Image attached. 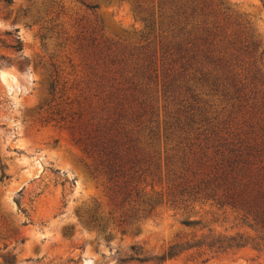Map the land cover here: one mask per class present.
<instances>
[{"label":"rangeland","instance_id":"1","mask_svg":"<svg viewBox=\"0 0 264 264\" xmlns=\"http://www.w3.org/2000/svg\"><path fill=\"white\" fill-rule=\"evenodd\" d=\"M162 1L12 0L0 6V264H264V4L208 0L206 16L187 27L198 25L197 38L207 29L216 35L204 48L197 40L189 45L191 74L213 75L231 54L230 66L241 74L242 92L227 103L220 92L196 89L204 118L228 123L226 130L218 127L220 151H232L240 172L229 195L221 190L207 200L175 195L166 178V159L192 150L193 171L203 148L202 174L213 165L214 149L203 129L194 144L170 135L189 72L180 78L181 65H188L162 56L184 54L175 52L180 40L171 41ZM90 4L98 8L89 11ZM236 32L240 45L225 49L228 41L235 44ZM15 36L21 52L10 48ZM245 44L254 49L241 59L234 50ZM54 81V104L76 114L71 125L46 120ZM112 131L139 143V159L153 156L136 167L135 204L124 190L92 176L94 162L83 152L86 138ZM218 239L236 242L208 247ZM175 246L179 253L162 260Z\"/></svg>","mask_w":264,"mask_h":264},{"label":"trees","instance_id":"2","mask_svg":"<svg viewBox=\"0 0 264 264\" xmlns=\"http://www.w3.org/2000/svg\"><path fill=\"white\" fill-rule=\"evenodd\" d=\"M260 1L264 4V0ZM207 2L208 0H163L160 5V11L163 10L162 13L165 17L162 19L166 22L165 27L167 29V32L169 34L171 33V41L173 39L180 40L178 48H175V52L178 51V53H184L162 54V56H168L171 60L172 58L175 59V61L171 62L181 61L188 65V69L186 70L184 69V65H181L179 75L180 78L181 76L184 77L187 71L189 72V79L183 86L185 90L181 97L182 100L179 102L180 108L177 110L173 118V125L170 129V135L174 136L177 134V139L179 141L181 140V137L184 136L185 138L182 139L183 142L187 141L188 144L189 142L194 144L195 141L198 142L199 137L202 135H197V132H200V130L203 129L207 134V137L205 136L206 145L210 142V147L214 149V151L212 152V156L210 157V159H208L213 163V165L210 168L208 167V170L202 174L201 171H203L204 164L203 159H206L204 152L205 150L203 148H198L199 152L197 155L199 157L194 160V165L197 166L196 168H193V171L189 168V164L191 165L193 160H188L187 158V155L189 159L191 158L192 150L190 149L188 150H190L191 153L185 154L184 152H182V154H180L178 158H171V162L169 161V159H166L165 169L167 182L171 184L172 189L175 191V195L180 194L182 196L187 194L194 199H196L197 196L201 195L203 196V199L209 200L216 195V192H220L221 190H225L229 195L231 187L233 186V181H235L234 176L236 174L235 177H239L238 173L240 172L238 170L237 173L235 172L237 162L229 157V155L232 154V151L226 150V154L220 151V149L224 148L225 145L224 143H220L221 138L219 136V132L226 130L228 123H221L220 125L218 124V122H216L217 118L214 116H212V118L210 119L204 118L205 115L202 114V109L198 107L200 99L195 94L196 89L198 86L202 89H204V87L207 90L210 89L209 93L211 94V96H215L220 92V95L222 97L221 103H227L231 100H234L236 96L242 91L239 89V85L241 83V74L235 73L232 70V66H230V62L234 63V60H232V54L230 56V59L225 61V63L223 62V66H221L218 71L214 72L215 74L213 75L212 72L203 73L201 71H195L194 74L190 73V69L193 66L192 64L195 59L194 57L188 58L190 55L189 53L192 52L189 45L193 44V42L197 40L201 42L200 47L204 48L210 36L216 38V35L214 33L211 34V31L208 29L203 30L202 38H197L196 30L198 28V25H194L190 31L187 30V27L190 25L191 21L196 20L198 16L202 14H205L206 16L208 11ZM11 4L12 0H0V6L2 9L7 8ZM85 8L89 11H94L98 7L97 5L90 4L86 5ZM210 14H213V12H211ZM213 26H215L213 29L216 32L219 27L216 24H214ZM222 29L223 28L220 29V34L218 37L221 36ZM6 35L10 36L11 34L6 33ZM240 35L241 33L238 36V32H236V34H233L231 37L236 38L235 44L234 42L231 43L230 40L226 43L227 45H225V49H228L229 46H237L238 44L240 45ZM10 48L16 52L22 51V42L18 36L14 37L13 44L12 46H10ZM251 48L254 49L253 46L245 44L237 50L238 52H236L235 50L234 52L238 53L240 58L242 59L245 56L252 55L248 54ZM198 52L200 53V56L204 58L205 54L201 50H199ZM115 61L116 60H112L111 63H114ZM206 62L209 65L212 63L210 57H206ZM119 63H122V61L118 60L117 64ZM230 93L232 94V96H230ZM47 95L49 97V100L45 103V106L48 107L45 112L48 114V119L46 118V120L62 125L73 124L75 121V118L73 116H75L76 114H64V112H61L57 108L58 104H54L56 95L55 81L48 86ZM229 117L230 113L228 115V119ZM218 127H220L221 131L218 130ZM193 133H196V136L194 138L192 137ZM151 135L152 133L150 132L149 136ZM118 136V132L114 133L112 131L111 133L102 135L97 134L92 138H86V144L83 148V152L94 162L90 174L94 177L105 178V180L109 184H112L115 188L124 190V194L127 196L126 198L134 199L132 202L135 204L140 200V193L135 189L134 183L140 182L141 179V176L134 177L135 174H137L136 167L142 162L149 163L150 160L152 162L153 156L151 159L150 155L143 154V156L140 157L145 156V158L139 159V155H142L139 143L130 140L127 136L119 138ZM169 136H167L165 140L168 139ZM215 143H217L218 145L215 146ZM181 144L182 143H179V145ZM195 157L196 156H194V158ZM172 159L174 160L175 164L172 162ZM188 175H190L191 180L188 179ZM245 186L246 184L244 185V188L240 193L244 192ZM240 188L241 180H239V184L236 187V195L239 194ZM234 195L232 196L234 197ZM141 203L147 204L144 202ZM151 210L152 209H149V211ZM90 223H96L94 217L90 218ZM184 225L190 226L193 224L190 222H184ZM235 242V240L218 239L209 242L208 247L216 248L217 250H223L232 247L231 243ZM197 244L198 243L190 246V248L197 247ZM236 246H238V244H236ZM179 248L180 247L178 246L171 247L167 254L163 256L162 260L175 257L179 253Z\"/></svg>","mask_w":264,"mask_h":264}]
</instances>
